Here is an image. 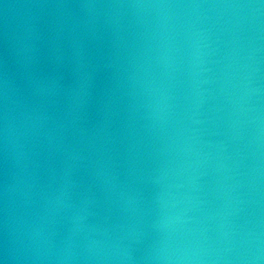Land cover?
<instances>
[{
    "label": "water",
    "instance_id": "1",
    "mask_svg": "<svg viewBox=\"0 0 264 264\" xmlns=\"http://www.w3.org/2000/svg\"><path fill=\"white\" fill-rule=\"evenodd\" d=\"M0 264H264V0H0Z\"/></svg>",
    "mask_w": 264,
    "mask_h": 264
}]
</instances>
